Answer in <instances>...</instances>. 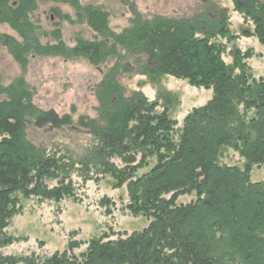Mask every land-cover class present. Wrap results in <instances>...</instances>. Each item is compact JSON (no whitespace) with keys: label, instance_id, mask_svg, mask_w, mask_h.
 Returning <instances> with one entry per match:
<instances>
[{"label":"trees","instance_id":"1","mask_svg":"<svg viewBox=\"0 0 264 264\" xmlns=\"http://www.w3.org/2000/svg\"><path fill=\"white\" fill-rule=\"evenodd\" d=\"M44 1L69 7L74 18L54 11L66 21L87 24L96 34L69 46L54 29L53 42L42 43L46 34L31 19L38 0H0V25L20 38L0 31V45L22 71L38 56L86 60L94 66L118 59L95 88L96 117L73 120L71 114L41 109L21 75L0 84V250L26 239L5 232L24 198L61 201L71 196L67 173L76 162L114 176L116 187L129 182L128 209L149 223L126 238H92L79 256L73 253L79 242L72 240L66 250L45 259L0 254V264H264V180L251 181L252 170L264 165V79L254 78L248 65L252 50L243 53L232 44L240 37H258L264 45V0H232L233 9L255 24L253 31L239 34L231 31L226 9L215 19L204 14L180 19L137 15L117 33L102 6ZM228 45L231 64L223 58ZM123 74L145 75L153 83L170 75L213 89V97L193 108L176 132L177 121L167 106L158 113L157 100L139 91L127 93L120 82ZM73 124L91 136L74 158L57 157L29 138L35 130ZM228 149L245 160L242 166L221 161ZM114 158L124 166L117 167ZM144 158H155L154 165L148 169ZM145 167L148 171L138 175ZM56 177L58 185L49 187L46 180ZM185 194L195 200L177 204Z\"/></svg>","mask_w":264,"mask_h":264},{"label":"rangeland","instance_id":"2","mask_svg":"<svg viewBox=\"0 0 264 264\" xmlns=\"http://www.w3.org/2000/svg\"><path fill=\"white\" fill-rule=\"evenodd\" d=\"M82 4L102 6L109 13V26L117 33L131 25L137 15L144 19L158 16L165 18H189L204 14L208 19L218 18V14L227 10L230 15V29L234 34L244 30L253 31L255 24L249 17L233 9L232 0H80ZM38 10L31 15L33 22L41 26L46 35L41 36L42 43L53 42L51 32L61 31L62 40L73 46L80 37L93 39L95 32L87 24H76L62 19L54 11L58 9L63 15L68 13L74 18L73 11L62 4H54L38 0ZM212 16H214L212 18ZM0 31L8 33L17 39L19 35L8 25H0ZM219 42L225 43L222 37ZM232 44L243 53L252 50L254 56L248 60L254 78L264 79V45L257 37H240ZM228 45L223 58L231 64ZM125 56L124 52H119ZM117 57L109 58L104 64L94 66L86 60L67 61L61 57H35L30 59L25 71L14 60L6 47L0 45V84L8 85L18 76H23L35 93L33 102L41 109H53L60 115L71 114L73 120L79 116L96 117L98 106L95 88L104 78L109 68L117 61ZM120 82L127 93L142 92L150 101L157 100L159 106L156 112L161 113L164 106L168 114L177 121L176 132L182 128L185 116L195 107L205 105L213 97V89L195 87L186 80L170 75L163 76L153 83L145 75L123 74ZM65 127L63 129H39L29 135V138L48 152H57V157L74 158L81 154L82 148L91 140L85 131ZM221 161L228 165L242 166L245 160L239 153L228 149ZM137 163L142 159L139 154ZM149 167L155 163V158H144ZM69 160V158H66ZM117 167H123L120 159L114 158ZM140 169L138 175L148 171ZM72 180L71 196L61 201H49L39 196L22 200L16 213L10 218L5 232L9 236L26 238L17 241L0 250L7 256L38 255L40 259L51 256L56 251L62 252L72 240L79 242L73 253L80 255L85 252L88 242L102 235L108 239L126 238L134 231L147 227L149 221L139 215L134 216L128 207L130 204L129 182L122 187H116L114 176L102 175L91 167L88 171L84 164L76 162L69 173ZM60 178V177H59ZM119 179V178H117ZM264 180V165L256 167L251 172V181ZM49 187L58 185L59 179L46 180ZM70 189V190H71ZM172 194L164 196L170 199ZM195 200V195H181L177 204H187Z\"/></svg>","mask_w":264,"mask_h":264}]
</instances>
